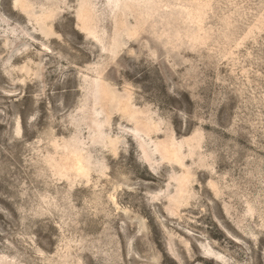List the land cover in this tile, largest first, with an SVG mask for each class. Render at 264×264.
Wrapping results in <instances>:
<instances>
[{"label": "rangeland", "instance_id": "1", "mask_svg": "<svg viewBox=\"0 0 264 264\" xmlns=\"http://www.w3.org/2000/svg\"><path fill=\"white\" fill-rule=\"evenodd\" d=\"M0 264H264V0H0Z\"/></svg>", "mask_w": 264, "mask_h": 264}]
</instances>
